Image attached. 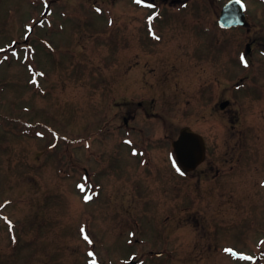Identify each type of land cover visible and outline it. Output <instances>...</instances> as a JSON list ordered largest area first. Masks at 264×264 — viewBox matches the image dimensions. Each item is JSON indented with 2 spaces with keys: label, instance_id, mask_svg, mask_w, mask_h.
Listing matches in <instances>:
<instances>
[{
  "label": "rangeland",
  "instance_id": "374dc122",
  "mask_svg": "<svg viewBox=\"0 0 264 264\" xmlns=\"http://www.w3.org/2000/svg\"><path fill=\"white\" fill-rule=\"evenodd\" d=\"M138 26L127 0H0V264H264V59L243 64V33L215 46L187 34L167 64V23L160 46ZM248 74L236 92L248 132L233 141L213 105ZM127 110L147 128L124 126ZM165 125L172 140L184 126L207 135L197 171L167 166ZM128 139H150L159 163L139 165ZM151 247L163 255L128 256Z\"/></svg>",
  "mask_w": 264,
  "mask_h": 264
},
{
  "label": "flooded vegetation",
  "instance_id": "af4514ba",
  "mask_svg": "<svg viewBox=\"0 0 264 264\" xmlns=\"http://www.w3.org/2000/svg\"><path fill=\"white\" fill-rule=\"evenodd\" d=\"M118 0H90L91 6L101 8L102 4H113ZM131 5L134 6L135 11L137 12V21L139 23L138 28L140 29L143 26V31L147 34V36L154 41V44L158 46L164 44L166 41L167 34H171L170 37H174L176 40V44H171L170 46H160L166 48L167 50V64H176V60L178 59L177 54H183L180 52L184 46L180 43V39L185 38L187 34H190L191 39H195L193 43L196 41L199 36L204 34V36H208L207 43H212V46L218 45L219 38L218 34H234V33H243L244 34V50L246 52L244 56L245 64L251 70H255L256 63L260 59H264V0H240L244 3V7H239V12L242 13V17L237 20L238 25L224 27L220 24V19L222 16V12L226 6L232 1L236 0H127ZM99 13L102 12L98 11ZM167 23V34L166 32L161 31V25ZM142 24V25H141ZM159 37V39H156ZM211 37V39H209ZM189 38V37H188ZM225 40L226 44H229V48L233 49L229 53L230 61L238 59V56H235L234 52V40L230 39ZM229 42V43H228ZM171 55H174L173 57ZM196 58V57H195ZM201 57L196 59L200 60ZM156 59V58H154ZM140 59L138 58V61ZM158 60V59H156ZM211 60L209 55H205L203 61ZM172 61V62H171ZM201 61V60H200ZM196 62V60H195ZM198 62V61H197ZM139 63V62H138ZM165 64V63H164ZM177 69H172L171 67H167V86L170 84V81L173 79V72ZM257 70V69H256ZM177 77V73H174ZM259 74V72H258ZM260 75V74H259ZM251 74H248L244 77H240L239 80H236L235 77L232 82H228L227 87L223 90V92L228 93V97L219 99L214 103L215 108H219L225 110L228 113V127L231 130L230 138L233 141H236L237 136H242L248 132V129L238 128L240 119H242V115L240 114V109L237 106V103H240V96L236 97V92H245ZM214 82L219 83L218 76L213 78ZM177 87L179 86V82H176ZM254 90V89H252ZM258 90V89H257ZM254 90V91H257ZM260 96L261 95H255ZM225 102V107H222V103ZM134 102H132L131 106ZM145 101H139L136 103L139 108H143L146 110V116H154L152 118L155 119L157 116L154 112L153 108L150 106H145ZM130 106V107H131ZM133 110H127L126 115L123 116L124 126L129 127L132 125L133 130L143 129L146 127H137L134 125L135 122H138L137 112H131ZM166 124V123H165ZM193 128V127H192ZM163 139L165 141V151L167 158V166L174 167L178 166L173 159L172 154V131L169 130L167 132L166 125L164 126ZM197 132L203 134L206 138L207 143V152L206 158L204 162L208 159L209 155V140L207 135L193 128ZM139 131V130H138ZM180 132V131H179ZM175 137V136H174ZM162 140V139H159ZM230 140V141H231ZM162 143V142H161ZM134 151V154L131 155L133 158H138L139 165L143 167H153L155 164L159 163L158 158L155 154H151V150L149 148L154 146L152 145L151 140H144L143 142L135 139L132 143H129ZM231 158H229L230 160ZM203 162V163H204ZM202 163V164H203ZM200 164L195 171L199 169L202 165ZM172 165V166H171ZM230 170L228 172L233 171L236 168L235 160L229 164ZM143 170V169H142ZM179 177H184V175H188L193 172L183 171L181 168L176 170ZM220 168L216 169V174L219 175ZM183 179V178H181ZM167 240V238H165ZM139 242V240H137ZM155 252L154 249L151 248H143L138 249V252H130L131 256H147L153 255Z\"/></svg>",
  "mask_w": 264,
  "mask_h": 264
},
{
  "label": "water",
  "instance_id": "95a60500",
  "mask_svg": "<svg viewBox=\"0 0 264 264\" xmlns=\"http://www.w3.org/2000/svg\"><path fill=\"white\" fill-rule=\"evenodd\" d=\"M239 14L238 9H235L231 15L226 9L222 19L226 25L236 24L233 19L237 18ZM174 147L179 162L187 169H193L205 155L203 138L189 127L182 129L179 139L174 142Z\"/></svg>",
  "mask_w": 264,
  "mask_h": 264
},
{
  "label": "snow or ice",
  "instance_id": "6c2138e0",
  "mask_svg": "<svg viewBox=\"0 0 264 264\" xmlns=\"http://www.w3.org/2000/svg\"><path fill=\"white\" fill-rule=\"evenodd\" d=\"M236 2L239 3L240 0H236ZM97 11H100V9H97ZM156 39H159V37H156ZM0 51H2V50H0ZM129 143H130V142H129ZM78 187H79L82 191L85 190V186H84V184H80V185H78ZM91 199H92V196H91V195H86V196H85V200H86V201L91 200ZM9 224H10V222H9ZM10 226H11V225H10ZM81 232H82V234H83V238H84L85 240H87L89 243H91V240H90L89 237L85 234V230H84L83 228L81 229ZM226 251H231V250H230V249H226ZM89 255L92 256V255H94V254L90 252ZM247 259H251V257H247ZM92 264H96V262L93 261Z\"/></svg>",
  "mask_w": 264,
  "mask_h": 264
}]
</instances>
